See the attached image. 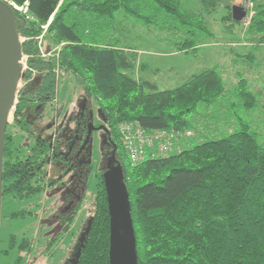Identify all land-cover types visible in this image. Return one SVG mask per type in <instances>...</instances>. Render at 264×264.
I'll list each match as a JSON object with an SVG mask.
<instances>
[{
	"label": "trees",
	"instance_id": "trees-1",
	"mask_svg": "<svg viewBox=\"0 0 264 264\" xmlns=\"http://www.w3.org/2000/svg\"><path fill=\"white\" fill-rule=\"evenodd\" d=\"M6 1L22 9L11 5L25 59L5 129L2 197L42 195L51 184H65L61 178L70 174L83 180L86 189L93 167L84 117L94 101L108 130L109 138L102 131L106 144L110 150L115 145L114 167L119 166L127 191L136 264H264V143L236 111H255L258 96L242 77L226 91L213 68L192 74L173 89L158 90L132 76L137 53L121 46L114 31V14L120 10L125 18L172 36L175 50L187 53L210 42L213 32L204 17L218 7L227 8L221 17L225 30L231 32L243 21L232 19V3L199 0L200 10L194 12L181 0ZM245 2V8L247 3L253 8L247 31L264 44L263 5ZM61 77L82 91V113L73 128L54 129L53 135L45 136L35 122L43 116L41 108L55 102ZM221 106L229 113L215 118L216 128L205 136L196 129L204 122L200 123L202 110ZM55 110L58 113L59 107ZM122 122H138L144 130L191 134L174 137L167 154L148 150L142 162L132 165L117 128ZM102 163L94 171V207L77 264H110L111 211ZM50 164L60 166L59 178H48ZM25 216V210L9 213L12 219ZM31 245L10 233L0 254L15 249L14 263L22 264L20 253L30 251Z\"/></svg>",
	"mask_w": 264,
	"mask_h": 264
},
{
	"label": "rangeland",
	"instance_id": "rangeland-1",
	"mask_svg": "<svg viewBox=\"0 0 264 264\" xmlns=\"http://www.w3.org/2000/svg\"><path fill=\"white\" fill-rule=\"evenodd\" d=\"M181 1L187 10L194 12L200 10L199 0ZM245 1L223 0V3L243 6L246 4ZM253 2L262 4L264 9V0H253ZM247 7L245 8L249 11L247 17H244L239 25L234 26L231 32L224 29L221 21V17L227 12V8L223 5L212 14L206 15L204 19L213 32L212 39L195 51L187 53L175 50V39L172 36L147 28L132 18H125L120 10L114 14V31L121 46L129 47L137 53L138 65L132 76L135 79L155 84L158 90L173 89L204 68L216 69L226 91L232 90L239 78L245 79L250 90L258 96L260 104L255 111L248 112L240 108L236 111L238 117L247 121L250 130L256 133L258 142L264 143V44L260 45L257 34L247 31L248 18L253 14L252 3H247ZM19 40L22 39L19 38ZM47 42L43 44V49ZM60 46L61 44L52 50ZM246 54H251V57H246ZM23 58L25 57H22L21 70L24 67ZM20 85L19 79L18 87ZM231 100L236 101V98ZM83 101L79 86L68 78L61 77L56 86L55 102L53 105L45 104L41 108L43 116L35 122L41 129L40 133L51 136L54 134V129L60 131L63 127L73 128L75 118L82 113ZM227 106H221L218 109L209 107L202 110L201 114L205 117L200 119V123L204 122L197 125L196 129L205 136H209L211 128H216L214 119H222L229 113ZM57 107H59L58 113L55 110ZM84 119L94 127L104 125L101 113L94 101L91 102ZM219 127L224 126L219 125ZM89 145L92 146L93 171L87 180L86 194H83L85 183L70 174L64 177L65 184H51L48 187L45 201L41 194L22 200L13 199L10 196L2 197L0 250L7 248L8 235L14 233L17 239L24 237L32 244L30 257L26 251L21 253L22 264L27 260L29 264L78 263L81 245L89 229L93 210L85 209L77 217L70 219L69 216L74 215L72 211L75 210L71 207V200L76 198L79 192L82 194L80 199L84 198L92 202L95 192L94 171L97 165L103 162L102 168L106 169L105 176L108 177L107 163H109L112 152L106 144L102 130L91 132ZM18 210H25L26 216L9 218L10 212ZM42 254L43 257L31 261L33 257L42 256ZM17 255L15 249L10 250L7 255L0 254V264H15Z\"/></svg>",
	"mask_w": 264,
	"mask_h": 264
},
{
	"label": "water",
	"instance_id": "water-1",
	"mask_svg": "<svg viewBox=\"0 0 264 264\" xmlns=\"http://www.w3.org/2000/svg\"><path fill=\"white\" fill-rule=\"evenodd\" d=\"M231 16L235 21L243 20L246 16L245 6L232 5ZM19 38L12 6L6 0H0V219L5 129L12 119L16 95L21 87V85L18 87V82L21 78V61L24 56ZM93 130H102L109 138L108 130L104 125L94 127L88 124L85 142L89 140ZM114 154L115 145L109 163H107L109 173L106 177L111 211L110 264H136L137 257L128 195L122 181L120 168L119 166L114 167Z\"/></svg>",
	"mask_w": 264,
	"mask_h": 264
},
{
	"label": "built area",
	"instance_id": "built-area-1",
	"mask_svg": "<svg viewBox=\"0 0 264 264\" xmlns=\"http://www.w3.org/2000/svg\"><path fill=\"white\" fill-rule=\"evenodd\" d=\"M9 4L17 8L14 4ZM17 9H21V7ZM117 128L122 137L124 151L132 165L142 162L148 150L157 154H167L172 149L174 137L190 136L191 134L190 131L144 130L138 122H122L118 124Z\"/></svg>",
	"mask_w": 264,
	"mask_h": 264
},
{
	"label": "crops",
	"instance_id": "crops-1",
	"mask_svg": "<svg viewBox=\"0 0 264 264\" xmlns=\"http://www.w3.org/2000/svg\"><path fill=\"white\" fill-rule=\"evenodd\" d=\"M60 174V167L57 165V164H51L49 167H48V178L50 179H53V178H59V175ZM62 181H64V177L61 178ZM47 194H48V191L46 190L45 192V196L43 197V201H45V199L47 198ZM68 199V198H67ZM72 203L76 202V199L74 198V200H71ZM93 202H90L89 200L87 199H84L82 198L78 203H77V209L73 215V217H77V215L81 212V211H84L85 209L87 211H91L93 210Z\"/></svg>",
	"mask_w": 264,
	"mask_h": 264
},
{
	"label": "flooded vegetation",
	"instance_id": "flooded-vegetation-1",
	"mask_svg": "<svg viewBox=\"0 0 264 264\" xmlns=\"http://www.w3.org/2000/svg\"><path fill=\"white\" fill-rule=\"evenodd\" d=\"M34 118H32V120H33ZM31 120V119H30ZM104 132V131H103ZM51 165V164H50ZM49 165V166H50ZM59 166V165H58ZM60 167V166H59ZM59 176V175H58ZM53 179H55V178H53ZM82 183L84 182L83 180L81 181ZM85 183V182H84ZM48 190V189H47ZM83 194H86V190H85V188H84V193ZM43 195V197L45 196V192L42 194ZM82 197V194H80L79 192L77 193V195H76V202H74V203H72L71 202V207L73 208L74 206H75V204L76 203H78V200H81L80 198ZM74 200V199H73ZM69 209L71 210V208L69 207ZM31 248H32V246H31ZM31 251V250H30ZM30 251H28V254H29V256L28 257H30V254L31 253H29ZM23 253V252H22ZM21 254V253H20ZM39 257H43V254H42V256L41 255H39L38 257H35L36 259L38 258L39 259ZM35 258H34V260H35ZM32 260V259H31ZM24 264H29L28 263V260L24 263Z\"/></svg>",
	"mask_w": 264,
	"mask_h": 264
}]
</instances>
